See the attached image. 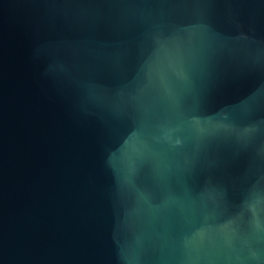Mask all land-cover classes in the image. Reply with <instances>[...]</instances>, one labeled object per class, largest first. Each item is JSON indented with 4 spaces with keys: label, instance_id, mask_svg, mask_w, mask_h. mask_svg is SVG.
I'll list each match as a JSON object with an SVG mask.
<instances>
[{
    "label": "water",
    "instance_id": "obj_1",
    "mask_svg": "<svg viewBox=\"0 0 264 264\" xmlns=\"http://www.w3.org/2000/svg\"><path fill=\"white\" fill-rule=\"evenodd\" d=\"M0 264H264V0H0Z\"/></svg>",
    "mask_w": 264,
    "mask_h": 264
}]
</instances>
